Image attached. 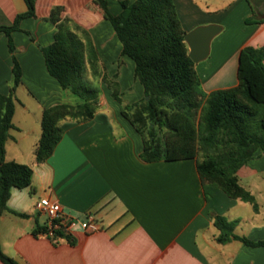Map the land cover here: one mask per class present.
<instances>
[{
	"label": "crops",
	"instance_id": "obj_1",
	"mask_svg": "<svg viewBox=\"0 0 264 264\" xmlns=\"http://www.w3.org/2000/svg\"><path fill=\"white\" fill-rule=\"evenodd\" d=\"M122 1L108 0L114 15L121 13ZM92 2L37 0L36 18L23 20L21 29L12 34L14 53L6 34L0 33L1 94L11 92L14 58L22 69L6 158L34 171L32 185L14 188L8 211L0 217L3 253L18 264H264V246L250 247L238 240L219 243L220 231L212 216L238 221L236 235L264 241V154L258 151L238 172L240 184L255 197L259 212L223 191L207 201L195 159L142 160L143 139L101 78L94 119L64 121V136L54 154L44 163L37 162L44 110L77 104L50 75L41 51L54 42L58 30L47 20L53 8L63 7L62 18L90 34L101 68L120 85L125 104L144 98L134 61L123 55L112 24L90 7ZM174 2L187 34L201 26L223 28L212 41L209 57L196 64L204 91L236 87L242 49L264 46V23H247L254 16L262 18L264 0H252L253 7L247 0ZM26 11L25 0H0V26L13 24ZM45 198L81 220L94 214L101 231L87 234L80 229L70 238H49L44 231L48 219L37 209ZM0 264L4 263L0 260Z\"/></svg>",
	"mask_w": 264,
	"mask_h": 264
},
{
	"label": "trees",
	"instance_id": "obj_2",
	"mask_svg": "<svg viewBox=\"0 0 264 264\" xmlns=\"http://www.w3.org/2000/svg\"><path fill=\"white\" fill-rule=\"evenodd\" d=\"M247 1L253 7L252 0ZM25 2V13L19 14L13 24L0 26L11 53L16 50L12 34L21 29L23 20L36 18L37 0ZM121 5L118 15L110 11L108 0H93L90 7L112 24L123 55L134 61L144 98L125 104L120 85L103 72L90 34L73 20L63 19V7L53 8L47 20L58 30L54 42L41 51L50 75L80 101L44 110L37 162L44 163L54 154L64 136V121L85 123L94 119L101 92L86 85L84 76L89 70L112 91V98L124 105L122 115L143 139V161L195 159L207 201L223 191L232 199L252 204L259 212L255 197L240 184L238 172L258 151L264 154V46L242 49L236 87L207 94L189 55L187 33L174 0H124ZM247 23L263 24L264 15L261 19L254 16ZM21 84L22 69L14 58L11 92L0 93V217L8 211L12 190L30 187L34 176L31 166L6 158L10 132L15 129V92ZM212 216L220 231L219 243L238 240L250 247L264 246V241L236 235L238 221ZM0 260L18 264L3 253L1 244Z\"/></svg>",
	"mask_w": 264,
	"mask_h": 264
},
{
	"label": "built area",
	"instance_id": "obj_3",
	"mask_svg": "<svg viewBox=\"0 0 264 264\" xmlns=\"http://www.w3.org/2000/svg\"><path fill=\"white\" fill-rule=\"evenodd\" d=\"M37 209L48 219V223L45 227V234L49 238H70L80 229L87 234H94L102 229L101 224L94 214L89 213L84 220H81L77 217L65 214L62 206L51 199H42L37 204Z\"/></svg>",
	"mask_w": 264,
	"mask_h": 264
},
{
	"label": "water",
	"instance_id": "obj_4",
	"mask_svg": "<svg viewBox=\"0 0 264 264\" xmlns=\"http://www.w3.org/2000/svg\"><path fill=\"white\" fill-rule=\"evenodd\" d=\"M222 29L218 25L201 26L186 35L185 41L189 47V55L195 64L209 57L212 41L222 32ZM146 99L148 100L149 97Z\"/></svg>",
	"mask_w": 264,
	"mask_h": 264
},
{
	"label": "rangeland",
	"instance_id": "obj_5",
	"mask_svg": "<svg viewBox=\"0 0 264 264\" xmlns=\"http://www.w3.org/2000/svg\"><path fill=\"white\" fill-rule=\"evenodd\" d=\"M84 81H85V83H86V85L88 87H92V88H95V89H99L97 79H94L91 75L89 76L86 73L85 76H84ZM72 96L75 98L76 102H79L80 101V99L78 97H76L74 95H72Z\"/></svg>",
	"mask_w": 264,
	"mask_h": 264
}]
</instances>
